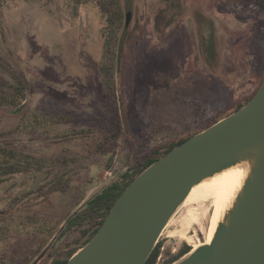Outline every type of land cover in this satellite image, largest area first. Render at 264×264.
Segmentation results:
<instances>
[{"label": "rangeland", "instance_id": "374dc122", "mask_svg": "<svg viewBox=\"0 0 264 264\" xmlns=\"http://www.w3.org/2000/svg\"><path fill=\"white\" fill-rule=\"evenodd\" d=\"M237 1L121 0L125 36L112 107L97 2L0 0V211L12 214L0 221V264H55L52 251L64 248L66 257L80 244L81 230L60 237L71 192L30 207L40 187L62 178L84 193V205L143 153L192 131L196 109H226L263 82L264 12ZM22 82L25 100L5 102ZM15 164L30 170L3 174ZM189 208L198 218L179 211L156 264L207 240L211 202Z\"/></svg>", "mask_w": 264, "mask_h": 264}, {"label": "water", "instance_id": "95a60500", "mask_svg": "<svg viewBox=\"0 0 264 264\" xmlns=\"http://www.w3.org/2000/svg\"><path fill=\"white\" fill-rule=\"evenodd\" d=\"M234 172L211 241L171 264H264V82L243 107L142 171L67 264H145L191 192Z\"/></svg>", "mask_w": 264, "mask_h": 264}, {"label": "trees", "instance_id": "16d2710c", "mask_svg": "<svg viewBox=\"0 0 264 264\" xmlns=\"http://www.w3.org/2000/svg\"><path fill=\"white\" fill-rule=\"evenodd\" d=\"M82 1L97 2L98 6L103 10L105 14L106 23L103 28V36L105 39V59L102 65V73L104 76V87L107 94L108 103L112 107H116V74L118 71V64L120 59V43L126 24L123 5L121 0ZM237 2L238 5L242 7L246 6L258 12H264V0H242V2L241 0H238ZM165 18L166 16H162V13L158 15V21H160L161 19L164 20ZM261 82H259L255 86L250 94L244 96L233 105H229V107L226 109L220 111L218 110L215 112L210 111L208 115L202 111V108L196 109V114H199V116L201 117H198V119L194 121V128L192 131H190L188 134H185L184 136H179L168 143L154 146L149 151L143 153V155L139 156L136 159L135 163L127 171H125L121 177L114 179L107 185H105L100 192L94 194L90 199L87 200L84 205H82L83 201L85 200L84 193L79 192V188L77 187H74L73 190L72 184L67 181L65 182V180L63 181L62 178H57L58 181L50 184L51 187H49L48 189L45 187H40L37 192V197H34L31 201H29L30 203H32L30 207H42L44 202L52 204L54 195L58 193H63L65 195L69 194L70 192L72 194V210L82 205L74 215H72L71 210L67 211L61 217L63 219L62 221L66 220V223L63 226L60 237L67 236L68 234L72 233V231L81 230V237L79 238L81 242L73 250H69L67 252V256L64 257L65 259L62 260L59 264H67L69 258L79 248H81L91 240V238L97 233L101 225L104 223L117 198L142 171H144L154 161L164 156L171 149L181 144L195 133L211 126L226 115L243 107L253 98L264 80L262 83ZM26 89L27 86L25 82H22L21 85L17 87V91L15 93H12L10 97L5 98V102H12L14 105L16 104L18 106L21 102H18L17 100L20 99L22 102L23 100H25ZM37 160L41 162V165L43 164V160L41 158ZM39 165L40 164H38V166ZM41 169H43V166H41ZM2 170L4 172V175L12 174L13 176H15L22 172H28L30 169L15 164L8 167H2ZM10 217H12V214L10 212H7L5 210L0 211L1 222L8 220ZM160 248L161 243H158L145 264H156V259L160 252ZM189 250L190 247L184 248L180 254L173 256L167 264H171L179 257L187 253Z\"/></svg>", "mask_w": 264, "mask_h": 264}, {"label": "bare ground", "instance_id": "6f19581e", "mask_svg": "<svg viewBox=\"0 0 264 264\" xmlns=\"http://www.w3.org/2000/svg\"><path fill=\"white\" fill-rule=\"evenodd\" d=\"M239 177L240 174L237 172L229 173L215 180L212 183L205 184L199 189L193 190L189 195V197L187 198L185 204L183 205V207L188 208L187 211L189 212L188 219L192 221V220H196L199 214H197L196 211L189 208V206H191V204L195 202H201V203H204L205 201L211 202L214 208V212L211 218V224L208 230L207 240L205 241L206 243L211 241L219 215L221 213V209L223 208L226 200L228 199L230 194L233 192L235 186L237 185L239 181ZM195 209L197 210V207ZM173 220L171 221V223L173 222ZM190 221L188 223H190ZM200 244L201 243H196L194 247H198Z\"/></svg>", "mask_w": 264, "mask_h": 264}, {"label": "flooded vegetation", "instance_id": "af4514ba", "mask_svg": "<svg viewBox=\"0 0 264 264\" xmlns=\"http://www.w3.org/2000/svg\"><path fill=\"white\" fill-rule=\"evenodd\" d=\"M64 249V248H63ZM63 249H56L55 251H52V260L54 261V263H60L62 260H64V257H60L61 252L63 251ZM182 252V251H181ZM56 258V259H55Z\"/></svg>", "mask_w": 264, "mask_h": 264}]
</instances>
